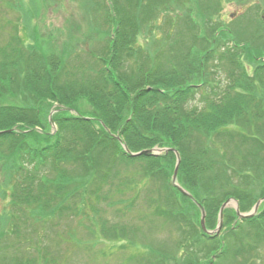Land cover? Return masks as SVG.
Here are the masks:
<instances>
[{
	"label": "trees",
	"instance_id": "1",
	"mask_svg": "<svg viewBox=\"0 0 264 264\" xmlns=\"http://www.w3.org/2000/svg\"><path fill=\"white\" fill-rule=\"evenodd\" d=\"M220 2L88 0L81 6L92 34H68L56 51L11 37L0 51V164L13 180L0 248L13 249L14 264L59 257L28 250V224L35 232L68 216L82 224L105 208L114 220H91L104 239L137 231L121 222L132 211L144 224L153 210L170 226V253H159V264H264V202L251 218L226 208L219 236L201 228V208L213 231L225 202L249 213L264 197V23L248 21L254 30L243 40L214 24ZM254 9L264 21V8ZM166 13L164 28L178 34L158 39L152 23ZM123 145L170 151L133 157ZM172 150L178 184L194 200L172 183Z\"/></svg>",
	"mask_w": 264,
	"mask_h": 264
},
{
	"label": "rangeland",
	"instance_id": "2",
	"mask_svg": "<svg viewBox=\"0 0 264 264\" xmlns=\"http://www.w3.org/2000/svg\"><path fill=\"white\" fill-rule=\"evenodd\" d=\"M218 1H221L220 10L214 17V24L217 22L218 26L232 27L234 32L242 34L243 40L251 36L254 30L252 26L256 25L255 20L264 23L261 20L263 11L258 12L254 9L257 5L263 9V0H252V2L245 3ZM87 2L88 0H0V51L10 45L12 36H17L16 38L23 48L35 45L39 50L56 51L61 47L68 34H72L77 39L84 37V34H92L90 17L87 15L85 7L81 6L85 4L89 7ZM168 15L170 14H163L152 23L153 34L158 39L162 34H171V37L173 34H178L174 28L167 30L166 27L164 28V16ZM245 17L246 20L242 26L236 24V20H244ZM247 22L253 25L247 26ZM212 23L209 21L208 25H212ZM142 32L143 34H152L148 28L146 30L144 28ZM260 41L258 44L261 43ZM252 43L254 47L257 45V42ZM197 99H199V94ZM56 129L53 125V130L56 131ZM5 148L6 146L1 147L0 150ZM12 185V177H9L0 164V216L4 211L11 210L9 202ZM4 191L6 196L2 195ZM140 194L144 197L146 193ZM135 196L136 194L131 192L130 197ZM105 209L104 216L100 215L95 218L94 214L89 213L82 224L78 221L79 217L77 216H68L59 222H50L46 226L38 225L34 227L39 229L36 232L31 224H28L27 228L32 229L31 233L27 235L32 241L28 244V250L34 252L38 247L40 249L42 247L49 248L48 250L53 256H59L52 264H159V253L164 255L170 253L169 248L172 246L170 238H172L173 232L162 218H157L156 212L153 215H151L153 210H148L147 214L143 213V215L149 216L147 219L151 218V221L142 224L136 211H132L133 214L121 219V222L132 226V228L138 226L139 229L133 233L125 234L123 237L119 236L117 239H104L101 235V226L99 224L94 226L91 220H114L116 217L113 216V211ZM130 216H135L136 219ZM177 235L174 232V237ZM54 239L61 240V245L55 244V242L49 243V241H55ZM8 240L14 245H18L17 240L19 239H16L14 234H11ZM13 256V249L1 251L0 248V264H14ZM262 261H264V250H262ZM37 264L45 263L38 261Z\"/></svg>",
	"mask_w": 264,
	"mask_h": 264
},
{
	"label": "water",
	"instance_id": "3",
	"mask_svg": "<svg viewBox=\"0 0 264 264\" xmlns=\"http://www.w3.org/2000/svg\"><path fill=\"white\" fill-rule=\"evenodd\" d=\"M50 117H52V115L50 116ZM120 140V139H119ZM121 141V140H120ZM123 147H124V149L126 150V152L127 153H129L131 156H133V157H136V156H139V155H153V156H157V155H160L161 153H163V152H168V151H170L169 149H159V148H154V149H152V150H148V151H144V152H142V153H137V154H135V153H131L129 150H128V148L126 147V145H123ZM172 151H174L175 152V154H176V156H177V164H176V168H175V172H174V176H173V185L175 186V187H177L183 194H185L186 196H188L189 198H191V199H193V197L188 193V192H186L184 189H182L180 186H179V184H178V172H179V166H180V161H181V159H180V155H179V153L176 151V150H172ZM194 200V199H193ZM264 201V199H262L261 201H259L257 204H256V206H255V208H254V210H253V212L252 213H250V214H242L241 212H240V210H239V207H238V204L236 203V212H237V214H238V216L240 217V218H250V217H253L255 214H256V212L258 211V209H259V207H260V205H261V203ZM196 202V201H195ZM233 200H231V201H228V202H226L222 207H221V210H220V219H219V227L217 228V230L216 231H209V230H207V228H206V223H205V219H206V212H205V210L203 209V208H201V212H202V219H201V227H202V230L204 231V233L205 234H208V235H210V236H212V235H219V233L221 232V230H222V227H223V213H224V210L227 208V207H229V206H232L233 205ZM198 206H200V204L198 205Z\"/></svg>",
	"mask_w": 264,
	"mask_h": 264
}]
</instances>
